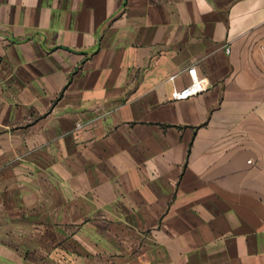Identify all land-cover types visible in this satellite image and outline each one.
<instances>
[{
    "label": "crops",
    "instance_id": "obj_1",
    "mask_svg": "<svg viewBox=\"0 0 264 264\" xmlns=\"http://www.w3.org/2000/svg\"><path fill=\"white\" fill-rule=\"evenodd\" d=\"M263 51L264 0H0V264H264Z\"/></svg>",
    "mask_w": 264,
    "mask_h": 264
},
{
    "label": "built area",
    "instance_id": "obj_2",
    "mask_svg": "<svg viewBox=\"0 0 264 264\" xmlns=\"http://www.w3.org/2000/svg\"><path fill=\"white\" fill-rule=\"evenodd\" d=\"M228 51L230 49L228 48ZM264 60V51H263ZM208 83L205 78H199L193 73V81L190 85L183 89H175L173 97L177 100H185L207 89Z\"/></svg>",
    "mask_w": 264,
    "mask_h": 264
}]
</instances>
